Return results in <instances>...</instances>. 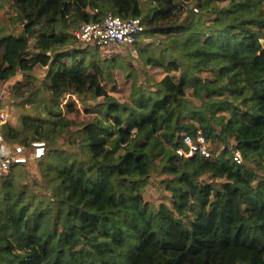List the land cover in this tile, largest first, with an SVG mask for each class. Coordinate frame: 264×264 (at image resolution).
I'll use <instances>...</instances> for the list:
<instances>
[{
    "label": "trees",
    "instance_id": "16d2710c",
    "mask_svg": "<svg viewBox=\"0 0 264 264\" xmlns=\"http://www.w3.org/2000/svg\"><path fill=\"white\" fill-rule=\"evenodd\" d=\"M3 7L20 26H0L4 141L26 153L44 143L45 154L0 176V264H264V0ZM108 13L141 19L145 44L131 48L140 71L120 56L94 61L75 40ZM151 67L164 71L160 81ZM115 70L133 79L128 101L109 94ZM66 94L88 121L66 116L73 101L64 114ZM196 128L210 149L222 143L217 157L175 154ZM231 142L241 165L225 158ZM151 185L170 202H146Z\"/></svg>",
    "mask_w": 264,
    "mask_h": 264
},
{
    "label": "built area",
    "instance_id": "2783aa9c",
    "mask_svg": "<svg viewBox=\"0 0 264 264\" xmlns=\"http://www.w3.org/2000/svg\"><path fill=\"white\" fill-rule=\"evenodd\" d=\"M144 32L140 18L122 19L108 13L101 21L83 24L73 32L75 40L82 45H93L98 49L102 58H113L123 55L126 48L131 49ZM5 89H0V104L5 99ZM8 114L0 108V176L7 175L11 169L19 164H24L28 159H40L45 154L44 143H32L28 152L21 146L8 147L4 141L3 127L6 125ZM210 149L206 137L200 128H196L193 135L183 134L180 144L173 151L184 159L196 156L211 159L217 157L219 151ZM231 158L237 165L243 163L240 151L231 149Z\"/></svg>",
    "mask_w": 264,
    "mask_h": 264
},
{
    "label": "rangeland",
    "instance_id": "374dc122",
    "mask_svg": "<svg viewBox=\"0 0 264 264\" xmlns=\"http://www.w3.org/2000/svg\"><path fill=\"white\" fill-rule=\"evenodd\" d=\"M221 4V5H225ZM186 7L188 9L193 7V4H187ZM194 12H196V9H193ZM13 11L10 10V12H8L6 10L5 7L0 9V26H6L9 29V32L14 31V33H18V31H20V26L19 24H14L10 21V15ZM185 15V14H184ZM183 15V16H184ZM139 43L144 45L145 44V40L143 37L139 38ZM151 41L148 40L146 43L149 44ZM87 46V53L90 57H93L94 61H97L98 59H100L101 55L98 51V49H96L93 45L89 44V45H83L81 47V49H84ZM133 60H131V58ZM114 58V57H113ZM106 59V58H103ZM111 59V58H108ZM133 61V64L131 65V68L135 69L136 71H140L142 68L141 62L139 61L138 58V52L135 49H129L126 48V51L123 55H120L119 59L117 60V62L125 64V63H131ZM149 72L151 74V76L155 79V81H160L163 77H164V71L158 68H154L151 67L149 69ZM42 75H44V73H42ZM114 75V80H115V84H108V89H109V94L114 96L116 99H118L121 102L124 101H128L129 100V95L131 93L132 90V83H133V79L132 78H128L126 77V74L122 73L121 71H117L115 70L113 72ZM140 83L144 82L145 77L140 74ZM202 76L204 77H211V74L209 72L203 73ZM11 83H14V81H12ZM0 89H5L6 91V95H5V99L8 97L9 93V84L8 85H3L2 88ZM11 99H9L10 101ZM12 101V100H11ZM70 101H73L74 103V113L71 115H66L68 117H70V119H73L76 123H81V122H85L88 121L91 117L90 115L87 113V109L84 108V106L82 104H80L76 97L70 95V94H66L60 101V108L62 109V111L65 114V105L67 103H69ZM1 109L5 110L4 108L0 107ZM5 112H7L5 110ZM8 114V112H7ZM10 117H11V113ZM214 145H217L218 151L221 152L224 149V146L222 145V143H220L219 140H215ZM231 149H234V143L231 142ZM225 158H231V154L227 153ZM260 175H264L260 172H258ZM144 199L146 202H148L150 205H152V207H154L155 209H158L160 207L161 204H168L170 202V199L168 197V195H166L164 193V189H159L156 186H149L146 190V193L144 194Z\"/></svg>",
    "mask_w": 264,
    "mask_h": 264
}]
</instances>
